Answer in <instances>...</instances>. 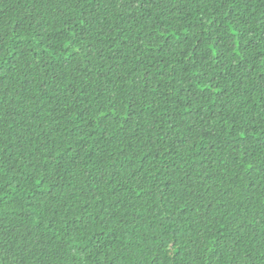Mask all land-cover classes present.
<instances>
[{
  "label": "trees",
  "instance_id": "trees-1",
  "mask_svg": "<svg viewBox=\"0 0 264 264\" xmlns=\"http://www.w3.org/2000/svg\"><path fill=\"white\" fill-rule=\"evenodd\" d=\"M0 264H264V0H0Z\"/></svg>",
  "mask_w": 264,
  "mask_h": 264
}]
</instances>
